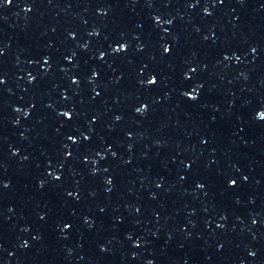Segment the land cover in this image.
Segmentation results:
<instances>
[{"label":"snow or ice","instance_id":"obj_1","mask_svg":"<svg viewBox=\"0 0 264 264\" xmlns=\"http://www.w3.org/2000/svg\"><path fill=\"white\" fill-rule=\"evenodd\" d=\"M165 51H168V49H165ZM155 81L153 80V81H150V83H154Z\"/></svg>","mask_w":264,"mask_h":264},{"label":"clouds","instance_id":"obj_2","mask_svg":"<svg viewBox=\"0 0 264 264\" xmlns=\"http://www.w3.org/2000/svg\"><path fill=\"white\" fill-rule=\"evenodd\" d=\"M9 2H10V0H9Z\"/></svg>","mask_w":264,"mask_h":264}]
</instances>
